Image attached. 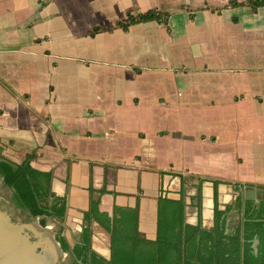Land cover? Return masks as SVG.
Listing matches in <instances>:
<instances>
[{"label":"crops","instance_id":"crops-1","mask_svg":"<svg viewBox=\"0 0 264 264\" xmlns=\"http://www.w3.org/2000/svg\"><path fill=\"white\" fill-rule=\"evenodd\" d=\"M228 1L0 0V152L15 162L32 152L29 163L50 170L69 243L89 194L90 247L109 258L113 206L135 210L153 239L157 196H179L178 174L183 221L204 227L212 183L197 177L224 180L225 232L241 220L243 184L264 188V4ZM148 8L166 23L106 28Z\"/></svg>","mask_w":264,"mask_h":264},{"label":"trees","instance_id":"trees-1","mask_svg":"<svg viewBox=\"0 0 264 264\" xmlns=\"http://www.w3.org/2000/svg\"><path fill=\"white\" fill-rule=\"evenodd\" d=\"M236 2L229 0L228 4L233 5ZM246 2L251 9L264 4V0ZM148 19L166 23L167 17L154 8H148L134 14L126 13L121 20H115L106 28L119 26L125 29L129 24ZM102 28L94 25L89 34L92 35ZM31 157L32 152H28L20 161L15 162L0 152L1 181L10 189L11 201L26 210L29 215L37 216L41 225L45 224L46 217L62 220L65 214V196L51 191L50 170L33 167L29 163ZM178 176L180 188L177 198L157 196V223L153 239L145 238L137 230L135 210L132 215H124V209L113 206L109 229V258L102 257L90 247V222L98 220L96 202L89 194L88 206L81 211L84 223L81 225L77 241L69 243L61 234V225L53 235L60 248L67 253L69 264H264V201L255 205L251 200L238 196L234 206L241 209V220L234 230L225 232L221 221L228 205L220 209L216 199V185L224 180L198 176V182L207 179L212 183L213 222L209 227L201 226L199 221L189 224L183 221V180L180 174ZM233 184L235 189L242 186L238 182ZM243 185L250 186L248 183ZM196 186V207L199 210L200 195L198 185ZM87 189L90 193L92 188L89 185ZM116 213H119L118 217ZM254 236L255 250L251 246Z\"/></svg>","mask_w":264,"mask_h":264},{"label":"water","instance_id":"water-1","mask_svg":"<svg viewBox=\"0 0 264 264\" xmlns=\"http://www.w3.org/2000/svg\"><path fill=\"white\" fill-rule=\"evenodd\" d=\"M243 191L238 190L239 197L255 205L264 200V193L259 189L245 187L250 193L248 196ZM46 225L22 222L0 189V264H59L65 251L54 236L48 234ZM255 243L254 236L251 243L254 250Z\"/></svg>","mask_w":264,"mask_h":264},{"label":"rangeland","instance_id":"rangeland-1","mask_svg":"<svg viewBox=\"0 0 264 264\" xmlns=\"http://www.w3.org/2000/svg\"><path fill=\"white\" fill-rule=\"evenodd\" d=\"M4 152H5V150H4ZM0 189L22 222H24V223L30 222L33 225H41L37 220V216H30L26 210L21 209L20 207H18L17 205H15L11 201L10 189L5 184L2 183L1 176H0ZM45 223H47V227H48V228H46L47 232H48V234H51V235H54V233L58 229L59 225H61V226H62V224L64 225L63 221L61 222V220L52 219L50 217L45 218ZM64 231H65L66 237L70 241V239H71L70 230L64 229ZM59 264H69V259H68V255L66 252L63 256H60Z\"/></svg>","mask_w":264,"mask_h":264},{"label":"flooded vegetation","instance_id":"flooded-vegetation-1","mask_svg":"<svg viewBox=\"0 0 264 264\" xmlns=\"http://www.w3.org/2000/svg\"><path fill=\"white\" fill-rule=\"evenodd\" d=\"M255 189H259V190L263 191V193H264V188L261 189V188L256 187ZM238 196H239V194H238ZM239 198H240V197H239ZM241 199H243V198H241ZM261 201H264V200H261ZM234 202H235V200H234ZM234 202H233V203H234ZM252 203H253V202H252ZM253 204H254V203H253ZM68 259H69V258H68Z\"/></svg>","mask_w":264,"mask_h":264},{"label":"bare ground","instance_id":"bare-ground-1","mask_svg":"<svg viewBox=\"0 0 264 264\" xmlns=\"http://www.w3.org/2000/svg\"><path fill=\"white\" fill-rule=\"evenodd\" d=\"M46 228H48L47 225H46Z\"/></svg>","mask_w":264,"mask_h":264}]
</instances>
